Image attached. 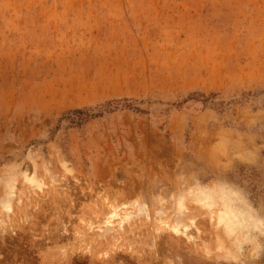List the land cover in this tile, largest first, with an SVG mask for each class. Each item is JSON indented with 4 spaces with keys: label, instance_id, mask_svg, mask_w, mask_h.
<instances>
[{
    "label": "rangeland",
    "instance_id": "374dc122",
    "mask_svg": "<svg viewBox=\"0 0 264 264\" xmlns=\"http://www.w3.org/2000/svg\"><path fill=\"white\" fill-rule=\"evenodd\" d=\"M8 190L0 264H264V0H0Z\"/></svg>",
    "mask_w": 264,
    "mask_h": 264
},
{
    "label": "bare ground",
    "instance_id": "6f19581e",
    "mask_svg": "<svg viewBox=\"0 0 264 264\" xmlns=\"http://www.w3.org/2000/svg\"><path fill=\"white\" fill-rule=\"evenodd\" d=\"M28 182L29 184H31L32 186L31 187H36V188H40V184L37 183L33 178H28ZM7 186V185H6ZM11 190V188H9ZM10 190H8V193L5 194V197L3 199H1L0 201V209L1 213H3L2 216L4 217H8L10 214H11V204H10ZM208 198V197H207ZM206 199V198H205ZM226 199V198H225ZM224 200V199H223ZM205 201V200H204ZM12 202V201H11ZM178 206V205H177ZM182 206V205H181ZM181 206H180V209H181ZM184 208V206H182ZM178 212V211H177ZM159 213V212H158ZM227 217V216H226ZM125 218H127L125 216ZM230 221V220H229ZM4 220L1 222L3 223ZM122 222V221H121ZM181 222V221H180Z\"/></svg>",
    "mask_w": 264,
    "mask_h": 264
},
{
    "label": "trees",
    "instance_id": "16d2710c",
    "mask_svg": "<svg viewBox=\"0 0 264 264\" xmlns=\"http://www.w3.org/2000/svg\"><path fill=\"white\" fill-rule=\"evenodd\" d=\"M75 112H78V111H75Z\"/></svg>",
    "mask_w": 264,
    "mask_h": 264
}]
</instances>
